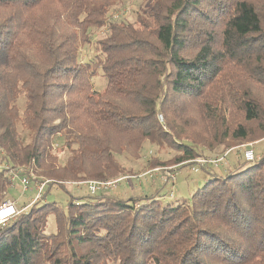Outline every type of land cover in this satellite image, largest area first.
Listing matches in <instances>:
<instances>
[{
	"label": "trees",
	"instance_id": "16d2710c",
	"mask_svg": "<svg viewBox=\"0 0 264 264\" xmlns=\"http://www.w3.org/2000/svg\"><path fill=\"white\" fill-rule=\"evenodd\" d=\"M121 1L0 0V204L1 162L65 189L120 179L117 155L146 142L175 165L241 145L252 163L201 166L189 201L29 202L0 228V264H264V0H146L133 21Z\"/></svg>",
	"mask_w": 264,
	"mask_h": 264
},
{
	"label": "rangeland",
	"instance_id": "374dc122",
	"mask_svg": "<svg viewBox=\"0 0 264 264\" xmlns=\"http://www.w3.org/2000/svg\"><path fill=\"white\" fill-rule=\"evenodd\" d=\"M146 0H122L117 6L114 14H119L121 17H124L125 20L133 21L135 19V12L133 9L142 8ZM132 9V11H131ZM97 87L100 88L105 84L103 79L99 80L97 78ZM54 140L52 144V150L57 152L59 148V138ZM249 146H252L250 142ZM247 148L246 146H236L232 148L228 157L224 160L225 163L220 164L218 167L213 168L211 165H208L209 168L219 171L218 169L225 172L228 167H236L238 164L244 163L243 150ZM256 157L264 153V139L261 142L253 146ZM229 152V150H224L218 152ZM133 151H125L117 155V161L122 167V173L120 174V179L114 180H85V181H67V188L58 187L57 185L49 186L47 183L44 188V194L46 197L40 201V203L53 202L56 201L61 207H66L68 203L75 199L76 201L81 200V198L88 196L90 193L88 191V185L85 184L87 181H117L111 189L106 191L108 194L118 195L122 198H129L138 195L152 194L155 193V198L161 202H174L176 203L179 200L189 201L191 195L198 188H201L210 178L208 171L203 169L200 165L195 162L185 166L175 165V162L172 161L173 157L177 154V151L170 148H159L158 146L146 142L141 151L138 153H132ZM62 158L68 155V151L61 153ZM218 156V155H217ZM215 156V157H217ZM222 156V155H221ZM211 157L210 159H214ZM153 158H158L165 162V164H160L156 168H152L150 165V160ZM228 162V163H227ZM252 162H245L243 166L250 165ZM3 170H6L9 165L4 162H1ZM5 168V169H4ZM12 168H24L32 171L37 179H48L40 174L35 173L33 170L29 169L28 166H20ZM167 173L175 176V180L168 179ZM11 184L8 189V198L14 199L17 207L20 209L25 204H28L33 200L37 191L34 189V182L31 183L30 188L24 191V186L21 184L19 177L12 179L9 175ZM33 181V180H32ZM51 182V180L49 181ZM98 193V192H97ZM96 194V193H95ZM46 232L51 234L56 232V224L54 215L48 217Z\"/></svg>",
	"mask_w": 264,
	"mask_h": 264
},
{
	"label": "built area",
	"instance_id": "2783aa9c",
	"mask_svg": "<svg viewBox=\"0 0 264 264\" xmlns=\"http://www.w3.org/2000/svg\"><path fill=\"white\" fill-rule=\"evenodd\" d=\"M119 14H116V17ZM227 154V153H226ZM225 154V155H226ZM224 156H217L214 159L205 158V157H198L195 159V163L200 166H205L207 164H211L212 166L218 167L220 164L224 162ZM245 158L248 161H253L255 159V155L252 149H248L245 151ZM5 174L10 176L12 179L15 177H19L21 184L24 186V191L30 188L32 182H34V189H36L37 193L30 204L43 200L46 196L44 194V188L47 183H49V179H37V176L28 169L24 168H12L8 166L5 171ZM168 179L175 180V176L172 174L167 173ZM33 180V181H32ZM118 182L117 181H87L85 182L88 185V191L91 194H95L99 191H106L112 188V186ZM29 205V204H28ZM25 207V209L28 207ZM23 211L19 209L16 205V202L12 199H7L0 204V228L6 226L11 220L15 219L20 212Z\"/></svg>",
	"mask_w": 264,
	"mask_h": 264
},
{
	"label": "crops",
	"instance_id": "0c3cea01",
	"mask_svg": "<svg viewBox=\"0 0 264 264\" xmlns=\"http://www.w3.org/2000/svg\"><path fill=\"white\" fill-rule=\"evenodd\" d=\"M218 170H219V173H221V174L223 173L222 170H220V169H218ZM13 200H14V199H13ZM14 201H15V200H14ZM26 206H27V204H25L24 206H22L20 209H21V210H25V207H26Z\"/></svg>",
	"mask_w": 264,
	"mask_h": 264
}]
</instances>
